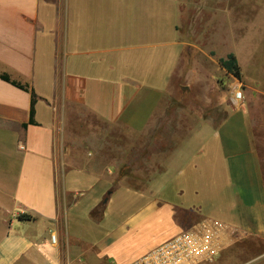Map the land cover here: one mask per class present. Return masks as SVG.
I'll return each instance as SVG.
<instances>
[{"label": "crops", "instance_id": "0c3cea01", "mask_svg": "<svg viewBox=\"0 0 264 264\" xmlns=\"http://www.w3.org/2000/svg\"><path fill=\"white\" fill-rule=\"evenodd\" d=\"M246 3L241 2L237 59L248 99L232 108L226 90L201 79L205 100L217 93L228 113L219 122L203 116L184 128L183 120L166 116L173 79H207L214 76L210 67L227 73L219 60L231 53L217 61L214 39L205 47L209 33L170 42L162 28L135 32L130 47L109 39L104 44L118 47L99 51V4L0 0V264H130L204 218L233 228L216 264H264V54L258 39L249 38L253 25L244 19ZM181 33L183 26L175 25L176 36ZM249 41L256 43L251 51ZM127 49L135 56L107 63L105 55ZM151 77L160 79H146ZM82 111L111 128H125L145 145L160 142V157L143 187L118 180L119 165H110L112 176L104 178L105 170L94 167L99 150L89 148L95 145L88 135L76 153L71 122L96 129L82 120ZM87 195L81 203L79 197ZM121 197L138 206L100 232L106 225L89 215L104 200L108 208Z\"/></svg>", "mask_w": 264, "mask_h": 264}, {"label": "rangeland", "instance_id": "374dc122", "mask_svg": "<svg viewBox=\"0 0 264 264\" xmlns=\"http://www.w3.org/2000/svg\"><path fill=\"white\" fill-rule=\"evenodd\" d=\"M83 1L87 6L95 3L99 4V51L102 49L118 47L104 44L109 39H119L125 44L123 46L130 47L131 44L129 41L134 39L136 36L135 32L140 36L142 35L140 33L142 31H159L160 28H162V35L166 36L168 41L175 42L181 41L183 38L188 39L195 36L198 39H201V31H206L213 38L207 36L209 37V41L205 40V42L209 44H205V47H212L211 44L214 39L213 45L216 48L213 55L217 61L219 55L224 57L228 53H233L236 54V57H240V34L242 30L240 24L241 2L244 1L245 3L247 2V6H245L244 9V19L246 18L253 25L251 30L252 36L249 38H253V40L258 39V46L262 49V54L260 55L264 54V0H186L184 5L181 3L172 4L170 3L171 1H168L167 4L164 2H151L150 0ZM137 5L153 6L157 7L158 10L162 7L163 10L160 8L159 12L157 11V14H155V12L152 14L149 12L137 13L130 8ZM115 6L124 9L117 10L115 9ZM112 7L114 8L111 9ZM165 7L167 8L166 12L164 11ZM149 10L150 9H148V11ZM257 11H259L258 16ZM112 22L119 23L120 27H115V25L112 26ZM256 23L259 24L258 31L255 27ZM204 24H209L207 25L209 26L208 30L204 28L206 27ZM175 25H182L183 33L176 36ZM249 43L251 45L249 44L248 48L249 51H251V47H254L256 43L255 41H249ZM135 54V51L127 49L126 51L109 53L105 56L107 63L110 64L117 62L120 56L130 58L135 56ZM261 58L262 56H260V59ZM218 70V67H216V71L214 72L213 67H210V72H213L214 76H210L207 79L203 77L174 78L173 87H171V89H173V98L171 102H169V109L166 114L167 118H177L179 122L183 120V126L184 128H187L203 116L219 122L225 115H227L228 111L219 106L217 93H214L213 91L210 92L208 96L211 100L209 102L205 100V86H202L200 83L201 79L207 80V84L210 85V87L213 86L218 90H226L232 108H237L239 105L241 106L243 102L247 101L248 97L244 92L245 88L244 84L241 83V80ZM146 79L157 81V79L160 78L151 77ZM186 85H188L189 89L182 90L181 88H184ZM238 90L243 92V100L241 101L235 99V93ZM248 96L251 98L252 94H248ZM252 112L255 114V109H253ZM79 115H81L82 120L86 122L88 121V124H95L96 126L94 125V127H96V129L93 127L91 129L90 126H87V128L85 125H80L76 119L71 122L70 131L77 139V143L75 145L72 144L76 153L82 152L81 147L79 146V143L82 141L80 138L82 135H88L92 138L93 145H95L89 146V148L91 150H99V155L93 159L94 167H99L100 171H102V169L105 170L103 173L104 178L112 176V173L109 171L110 165H119L122 167L119 172L118 180L125 179L130 185L140 188L143 187L145 177L147 176L149 178L151 176V170L156 166L153 162L160 157V149L157 147L160 142L157 144L154 143L151 147L150 144L145 145L143 139H136L135 136L131 135L123 127L111 128L84 111ZM79 117L80 116L77 118L79 119ZM175 126L176 125L173 127ZM76 159L78 160V157ZM105 190L106 187L104 190L100 189V191ZM88 197L89 195L86 197H79L81 198V203L86 204L88 202ZM104 202H106V209L101 215L99 224L102 223L106 226H100V232H104L107 229V226H115V223L121 221L131 213L136 206H138V204L134 205L132 200L130 203H127V198L124 197L117 199L115 203L112 202L108 208L107 201L104 200ZM137 202L138 201H136V203ZM102 203H100L99 206H101ZM84 207L86 206L82 205V209ZM215 216L216 215L213 217ZM89 217L91 218V214ZM88 222L89 225L92 223L90 220ZM216 262L217 260L211 263L202 264H216Z\"/></svg>", "mask_w": 264, "mask_h": 264}, {"label": "built area", "instance_id": "2783aa9c", "mask_svg": "<svg viewBox=\"0 0 264 264\" xmlns=\"http://www.w3.org/2000/svg\"><path fill=\"white\" fill-rule=\"evenodd\" d=\"M235 99L243 100L238 90ZM230 224L204 218L187 230L164 241L130 264H202L216 261L233 236ZM56 241V236H52Z\"/></svg>", "mask_w": 264, "mask_h": 264}, {"label": "trees", "instance_id": "16d2710c", "mask_svg": "<svg viewBox=\"0 0 264 264\" xmlns=\"http://www.w3.org/2000/svg\"><path fill=\"white\" fill-rule=\"evenodd\" d=\"M219 64L223 69H225V71L228 74L234 76L235 78H237L239 80H242L240 64H239V61H238L235 54L231 53L226 58L220 59ZM1 78L7 82H11L12 84H14L18 87H23L21 84L15 82V81H12L11 78L6 74L1 75ZM34 114H35V112H34V98H33L32 112H31V123H35ZM105 209H106V202H103L101 204V206L95 208L91 212V218L94 221L99 222L101 219V215L103 214ZM19 219H21V220H33V217L30 215H20Z\"/></svg>", "mask_w": 264, "mask_h": 264}]
</instances>
